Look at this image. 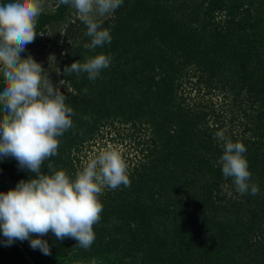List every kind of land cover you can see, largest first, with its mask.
Segmentation results:
<instances>
[{
    "label": "trees",
    "instance_id": "1",
    "mask_svg": "<svg viewBox=\"0 0 264 264\" xmlns=\"http://www.w3.org/2000/svg\"><path fill=\"white\" fill-rule=\"evenodd\" d=\"M50 1L35 30L64 24L57 70L74 115L42 170L51 163L74 176L102 129L127 128L131 183L99 197L88 250L49 232L44 255L0 234V264H264V0H123L97 18L112 39L95 53L83 47L90 38L71 5ZM99 53L112 59L94 81L63 73ZM223 129L246 147L258 195L237 193L223 177L215 138ZM30 176L0 159V192Z\"/></svg>",
    "mask_w": 264,
    "mask_h": 264
},
{
    "label": "clouds",
    "instance_id": "2",
    "mask_svg": "<svg viewBox=\"0 0 264 264\" xmlns=\"http://www.w3.org/2000/svg\"><path fill=\"white\" fill-rule=\"evenodd\" d=\"M59 3L71 5L85 24V35L90 38V43L83 45L85 49L95 53L98 47L111 42L110 31L97 17L112 14L123 0ZM42 10V0L0 3V159L14 158L20 169L34 174L7 192H0V234L6 245L27 240L32 249L50 255L47 241L40 238L49 232L60 241L72 238L88 250L95 240L93 226L103 211L99 197L105 189L129 187L131 181L128 165L115 149L99 152L74 176L51 163L47 172L42 170L44 162L58 154V138L73 127L74 115L41 64L31 55L21 57L38 34L35 29ZM111 59L103 53L86 55L82 62L65 66L63 73H86L87 79L94 81L110 66ZM226 133L227 129L215 132L222 148L217 163L223 177L231 179L237 193L258 195V185L250 182L246 147L233 142Z\"/></svg>",
    "mask_w": 264,
    "mask_h": 264
},
{
    "label": "rangeland",
    "instance_id": "3",
    "mask_svg": "<svg viewBox=\"0 0 264 264\" xmlns=\"http://www.w3.org/2000/svg\"><path fill=\"white\" fill-rule=\"evenodd\" d=\"M43 10H52L53 4L50 0H42ZM70 17H76L78 14L75 9L71 6L69 8ZM110 15V14H109ZM97 17L98 19H103L108 17ZM64 24L59 23V26L48 28L43 32V35L38 33L36 39L30 49L21 53V57H27L31 55L32 58L41 64L47 73L50 81L53 85L59 88H65L66 85L59 80L58 77V63L62 51L65 48L64 42L60 40L61 30ZM117 128V127H116ZM109 128L102 129L101 134H98L89 145H87L80 157V166L82 167L87 161L92 159L96 154L105 149H115L117 150L122 158L126 161L128 166H131L129 159H132L134 155L133 142L127 138L129 134V129L127 128ZM136 155V153H135ZM131 162L133 160H130Z\"/></svg>",
    "mask_w": 264,
    "mask_h": 264
}]
</instances>
